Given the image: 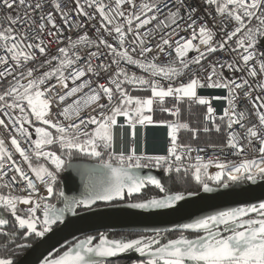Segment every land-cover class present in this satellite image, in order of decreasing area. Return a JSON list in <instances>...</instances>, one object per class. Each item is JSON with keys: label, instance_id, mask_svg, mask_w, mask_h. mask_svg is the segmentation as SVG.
I'll return each mask as SVG.
<instances>
[{"label": "snow or ice", "instance_id": "6c2138e0", "mask_svg": "<svg viewBox=\"0 0 264 264\" xmlns=\"http://www.w3.org/2000/svg\"><path fill=\"white\" fill-rule=\"evenodd\" d=\"M0 13V264L80 207L175 209L198 194L179 189L189 176L203 193L264 181V0H0ZM196 108L200 127L181 121ZM125 125L132 143L117 153L114 129ZM149 126L166 127L163 154L137 152V129ZM182 131L224 135L222 150L244 158L201 155ZM74 152L107 171L69 199L57 183ZM178 227L201 235L99 233L41 264H106L133 251L138 264H264V201Z\"/></svg>", "mask_w": 264, "mask_h": 264}, {"label": "water", "instance_id": "95a60500", "mask_svg": "<svg viewBox=\"0 0 264 264\" xmlns=\"http://www.w3.org/2000/svg\"><path fill=\"white\" fill-rule=\"evenodd\" d=\"M106 171L100 166L99 161L74 160L67 157L61 190L69 199L81 198L89 179L102 177ZM142 174H154L159 177V174L152 169H144ZM262 201H264V181H257L255 184L246 182L228 189L218 188L213 193L198 191L195 196H186V201L180 202L175 209L146 211L128 208L123 202L113 204L98 202L90 209L79 212L75 210V214L66 212L64 223L59 224L58 227L54 226L53 232L46 234V237L39 238L15 261V264H41L50 253L53 255L61 249L67 251L66 248L78 242L81 237L99 233L107 235L109 232L153 233L155 229H167V232L184 231L178 226L191 222L194 218ZM110 259L107 258L106 261Z\"/></svg>", "mask_w": 264, "mask_h": 264}, {"label": "trees", "instance_id": "16d2710c", "mask_svg": "<svg viewBox=\"0 0 264 264\" xmlns=\"http://www.w3.org/2000/svg\"><path fill=\"white\" fill-rule=\"evenodd\" d=\"M184 113H185V115H186V117L187 118H189V122H190V126L191 127H200L201 125H202V122H203V115H202V113H203V109H200V108H196V109H194L193 110V112L192 113H188L187 111H184ZM194 116V117H193ZM167 118H169V115H168V117ZM183 133H185V135H186V138L187 139H192L191 138V133L190 132H187V131H182L181 133H180V135L181 134H183ZM222 136H224V135H218V134H215V132H212L211 134H204V133H200V135H199V137H198V139H207L208 141H211V140H213V139H220ZM225 137V136H224ZM193 144H195V145H199L200 143H198V142H195V143H193ZM205 144V143H204ZM202 145V146H205V145ZM71 159H76V160H79V159H86V160H93V161H98L96 158H92V157H88V156H85V155H83V154H80V153H73V155L70 157ZM65 159H67V157H65ZM104 159H107V156H105L104 157ZM66 162H67V160H66ZM64 169H65V166H64ZM158 174H159V177L160 178H162V181L163 180H165L166 179V175L165 174H163L162 172H160V171H157V170H155ZM63 172H64V170L62 171V172H60L59 173V175H58V183H57V189L58 190H61V181H62V178H63ZM186 183H183V184H179L178 185V187H179V189L180 190H193V191H199L198 190V188H197V186H196V184H195V182L194 181H192V179H191V177L189 176V177H187L186 178ZM169 184L171 183L170 181L168 182ZM148 192L149 193H151V194H153V195H163L162 193H158V190H155L154 188H152V187H150L149 189H148ZM52 202L54 203V204H56V206L58 207V208H61L62 207V205H63V201H62V199L61 200H57V199H52ZM82 210H85L83 207H80V208H77L76 209V212H79V211H82ZM120 232H109V233H107V235H111V234H119ZM97 235V237H98V234H96ZM85 238V237H84ZM80 239H83V237H81ZM79 239V240H80ZM23 243H28V242H30V240H28V241H22ZM27 248L28 247H26V248H24V249H21L22 251H21V253L20 254H22V253H24L26 250H27ZM16 250H19V249H15V251ZM63 252V249L62 250H58L55 254H53L52 256L53 257H55V256H57V255H59V254H61Z\"/></svg>", "mask_w": 264, "mask_h": 264}, {"label": "crops", "instance_id": "0c3cea01", "mask_svg": "<svg viewBox=\"0 0 264 264\" xmlns=\"http://www.w3.org/2000/svg\"><path fill=\"white\" fill-rule=\"evenodd\" d=\"M148 93H144V92H133V95H147ZM168 115L166 113H161V112H156L154 115V120L157 121H163V120H169V119H173L171 117L167 118ZM194 117V116H193ZM181 121L182 122H189V118L186 117L185 113L182 112L181 115ZM120 131L115 132L114 130V138L119 137L120 136ZM216 134V133H215ZM145 136H146V144H145V150L149 153H161L164 150V138H165V131L163 129L162 126H150L146 129L145 132ZM192 138V136H191ZM226 138L224 136H222L220 139H213L211 141H208L207 139H187L185 133L180 135V142L181 143H189L192 146H195V142L200 143L199 145H204L205 146H209V145H215V146H220L223 145L225 143ZM118 139H115V149H118ZM66 164V163H65Z\"/></svg>", "mask_w": 264, "mask_h": 264}, {"label": "built area", "instance_id": "2783aa9c", "mask_svg": "<svg viewBox=\"0 0 264 264\" xmlns=\"http://www.w3.org/2000/svg\"><path fill=\"white\" fill-rule=\"evenodd\" d=\"M0 15H2V13H0ZM132 70L133 71H138L136 69H132ZM217 107L219 109V105H217ZM249 107H250V105H249ZM120 123H123V118L122 117L121 118H118V125ZM162 127H163V129H164V131H165V133L167 135V129H166V127H164V126H162ZM114 130H115V132L120 131L121 134H120L119 138H121L123 141H125V142H127V143H129L131 145V143H132L131 129L128 126L125 125L123 128L117 126ZM145 132H146V129H143V130L142 129H139V128L137 129V137H136V140H135V145H136V149H137V152L138 153L139 152H142V151H146V150H144L142 148H138V144L140 142H142V141H144V140L147 139L146 136H145ZM166 135H165V139H164V141H166V142H164L165 144H164V150H163V152L156 153V154H163L165 152L166 147H167V144H168V138H167ZM225 142H226V140H225ZM223 145L216 146V147L195 145L193 147H197V146L198 147H203V148L206 149V153H202L201 155L214 156V157H217L220 160H231V161H234L235 162V161H238V160H241V159L244 158L243 156L237 157L235 155H232L231 152H229L228 150H222V146ZM142 147H144V146L142 145ZM128 150H129V148H123V149L118 148V149H115V151L117 153H119L120 151H124L125 153H127ZM147 153H149V152H147ZM149 154H154V153H149ZM193 155H195V153ZM251 156H252V154L250 153L249 154V158H251ZM213 168H210L209 171L210 172H213V171H211ZM152 170H157V169H152ZM157 171L162 172L161 170H157ZM163 174H165V173H163ZM51 202H52V200H51Z\"/></svg>", "mask_w": 264, "mask_h": 264}, {"label": "flooded vegetation", "instance_id": "af4514ba", "mask_svg": "<svg viewBox=\"0 0 264 264\" xmlns=\"http://www.w3.org/2000/svg\"><path fill=\"white\" fill-rule=\"evenodd\" d=\"M165 234L169 238H172V239H177L182 234L188 236L189 238H196L198 235H201V233H196V232H191V231H186V230H184V231H171V232H166ZM121 235L130 237V238H138L140 235H153V233L127 232V233H119V234H115V235L114 234H111V235H108V236H109V238H119ZM94 236H97V235L95 234ZM86 237L87 236H85V238ZM83 239H84V237H83ZM36 241H31L30 240V242H28L27 244H30V246H32L34 243H36ZM97 241H98V238L94 242L96 243ZM163 242H166V241H163ZM28 248H27V250H28ZM21 251H22L21 249L15 251V261L18 258H20L26 252L25 251L24 253L20 254ZM64 251H65V249H63V252ZM141 259H144V258L140 257L138 253H135L133 251V252H130L128 254H120L117 257H112L110 260L106 261V264H138V262Z\"/></svg>", "mask_w": 264, "mask_h": 264}, {"label": "bare ground", "instance_id": "6f19581e", "mask_svg": "<svg viewBox=\"0 0 264 264\" xmlns=\"http://www.w3.org/2000/svg\"><path fill=\"white\" fill-rule=\"evenodd\" d=\"M165 135H166V133H165ZM166 136H167V135H166ZM115 139H118V141H119V143H118V147H119V148H121V149H123V148H130L131 145H130L129 143L123 141L121 138L116 137ZM164 139H165V138H164ZM164 142H166V141H164ZM145 144H146V140L140 142V143L138 144V148H142V149L145 150ZM142 145H143L144 147H142ZM154 154H156V153H154ZM211 171L215 172L216 169L213 168Z\"/></svg>", "mask_w": 264, "mask_h": 264}, {"label": "rangeland", "instance_id": "374dc122", "mask_svg": "<svg viewBox=\"0 0 264 264\" xmlns=\"http://www.w3.org/2000/svg\"><path fill=\"white\" fill-rule=\"evenodd\" d=\"M65 160H67V159H65Z\"/></svg>", "mask_w": 264, "mask_h": 264}]
</instances>
